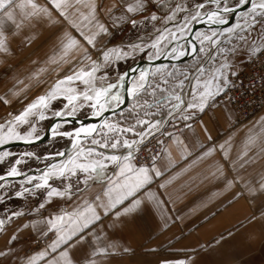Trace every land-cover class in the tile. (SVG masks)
<instances>
[{"label":"snow or ice","instance_id":"6c2138e0","mask_svg":"<svg viewBox=\"0 0 264 264\" xmlns=\"http://www.w3.org/2000/svg\"><path fill=\"white\" fill-rule=\"evenodd\" d=\"M42 28L55 37L53 54L21 78L8 63L12 43L18 39L24 51ZM117 32L122 36L114 44ZM137 57L148 63L119 68ZM0 66L12 73L0 76L6 82L0 90L2 260L125 264L136 249L124 237L155 214L153 235L165 241L146 251L158 253L165 243L170 250L156 264H196L225 237L173 248L196 211L181 215L168 207L177 202L169 189L178 176L199 170L201 184L222 186L198 206L213 217L224 205L216 200L227 193L228 205L264 196V171L257 180L247 172L264 158V116L235 156L234 137L216 143L212 132L220 119L234 126L237 106H264V0H0ZM46 137L49 145L64 141L65 150L8 147ZM173 149L188 162L181 173L172 174ZM14 199L23 206L8 207ZM173 227L178 233L167 235ZM23 240L37 248L14 247Z\"/></svg>","mask_w":264,"mask_h":264},{"label":"crops","instance_id":"0c3cea01","mask_svg":"<svg viewBox=\"0 0 264 264\" xmlns=\"http://www.w3.org/2000/svg\"><path fill=\"white\" fill-rule=\"evenodd\" d=\"M41 36L34 44L24 51L19 48V40H14L12 43L15 57L10 58L8 63L16 68L23 78L28 72L43 66L44 60L53 54L55 37L51 36V31L42 28ZM128 37L134 35L129 32ZM37 61L33 64L32 61ZM6 74L11 76V71L6 66H0V76ZM5 81L0 79V90L5 87ZM7 86H11V82H7ZM18 107V105H17ZM264 116V112L254 115L245 123L235 125V115L233 116L232 124L220 119L214 122L212 129L216 143H222L230 136L234 137L232 148L233 156L242 148L243 141L247 136L249 129L254 123ZM258 131V129H257ZM257 149H253L252 155H255ZM173 155L176 161V167L172 170V174L181 173L182 169L187 167V163L181 159L179 152L173 149ZM190 162V161H189ZM197 171L193 170L178 176L175 183L170 187L169 192L172 199L177 201L174 205L170 204L171 209L175 207L180 210L181 215L189 213L191 209H196L194 213L189 215L184 225H181L184 231V238L179 243H174L173 248L178 249L183 245H198L205 244L207 241H213L214 238L219 239L221 234L225 237L221 245L214 248H209L207 251H202L197 257L196 264H264V218L261 213L264 212V205L261 200L264 196L257 198H249L246 195L238 199H234L230 205L227 204V198L231 196L227 193L216 200V204L224 201L220 213L213 217L207 209H199L201 201L207 200L213 193L217 192L221 185L205 182L200 183V178L196 175ZM264 171V158L258 159V162L247 169L248 173L252 174V179L257 180L259 174ZM195 177V179H193ZM215 208V205H210ZM205 217H207L205 219ZM255 217L250 222V218ZM159 223L155 214L141 221V230L133 235H126L124 240L126 243L136 249L134 256L128 257L125 264H156V261L161 256H169L170 250L165 243L164 247L160 248L158 253H148L147 247L155 246L164 243L165 237H154L157 224ZM179 229L173 227L167 235L178 233ZM231 232V236H229ZM153 239L149 243V237ZM7 241V236L0 237V250L4 249ZM16 248L23 247L24 252H27V243L25 240L14 245ZM23 252L19 253L23 256ZM177 255H184L177 253ZM0 264H19V260L15 257L9 261L0 259Z\"/></svg>","mask_w":264,"mask_h":264},{"label":"rangeland","instance_id":"374dc122","mask_svg":"<svg viewBox=\"0 0 264 264\" xmlns=\"http://www.w3.org/2000/svg\"><path fill=\"white\" fill-rule=\"evenodd\" d=\"M131 37H133V35L131 36ZM119 43V42H118ZM140 59H142V58H140V57H137V59L132 63V65L134 64V63H136L138 60H140ZM129 61H131V60H128L127 62H121L120 63V65L121 64H127ZM133 61V60H132ZM186 62V61H185ZM120 65H119V67H120ZM131 65V66H132ZM47 123V122H46ZM51 122H49V124H50ZM245 123V122H244ZM238 125H240V124H238ZM60 145H63V147L61 148L60 147ZM48 149V150H53V149H58V150H64L65 149V143H64V141H60V140H58V141H56L55 142V144L54 145H49V144H45V145H42V146H38V147H33V148H14V149H11L12 151H15V152H20V151H24V150H36V151H38V150H45V149ZM35 164V165H34ZM30 165H31V168L32 169H35L38 165L35 163V162H30ZM6 165H4V166H0V171H2L3 170V168L5 167ZM33 166H36V167H33ZM28 169L27 168H25V171H27ZM12 201H16L17 203H19V204H21V207L23 206V202L22 201H20V200H16V199H14V200H12ZM12 201H9L8 203H10V202H12ZM8 207H10L9 205H8ZM11 208V207H10ZM26 241V243H27V252H29V251H31L32 249H36L37 248V245L35 244V243H32L31 241H29V240H25Z\"/></svg>","mask_w":264,"mask_h":264},{"label":"built area","instance_id":"2783aa9c","mask_svg":"<svg viewBox=\"0 0 264 264\" xmlns=\"http://www.w3.org/2000/svg\"><path fill=\"white\" fill-rule=\"evenodd\" d=\"M258 67L259 66L257 65V68ZM255 70L256 69L251 70L252 74H254ZM248 75H249V72L246 71L245 76H248ZM260 95H261L260 93H257L256 94L257 98H259ZM260 112H264V106H261L259 104L247 105L245 109L243 110H241L239 106H237V110L235 111V114H234L235 115L234 124L235 125L242 124ZM39 247H43V245H40Z\"/></svg>","mask_w":264,"mask_h":264},{"label":"water","instance_id":"95a60500","mask_svg":"<svg viewBox=\"0 0 264 264\" xmlns=\"http://www.w3.org/2000/svg\"><path fill=\"white\" fill-rule=\"evenodd\" d=\"M235 20L234 18L230 21V23H234ZM198 29H204L206 28L207 26L206 25H197L196 26ZM187 59H190V58H186L185 61H187ZM185 61H181L182 63L185 62ZM160 62H163V63H167L168 61H160ZM148 62L146 59H140L138 60L136 63H134L132 66L133 67H137V66H144L146 65ZM91 122H94L92 120H85V123H91ZM50 139V137H46L44 141L42 142H38L36 144H33V145H25L23 143H20V142H16V143H13L11 145H9L8 147L10 149H14V148H33V147H38V146H42V145H45V144H48V140ZM65 150V149H64Z\"/></svg>","mask_w":264,"mask_h":264},{"label":"trees","instance_id":"16d2710c","mask_svg":"<svg viewBox=\"0 0 264 264\" xmlns=\"http://www.w3.org/2000/svg\"><path fill=\"white\" fill-rule=\"evenodd\" d=\"M121 36H122L121 33H119V32L115 33L114 38H113V43H114V44H115V43H118L119 40H120V38H121ZM133 62H134V61L131 60V61H129L127 64H121L119 68H120L121 70H125V69H127V68L129 67V65H132ZM47 123L49 124V122H47ZM64 143H65V142H64ZM60 147L62 148L63 145H60ZM38 152H41V153L46 154L45 150H38ZM34 165H35V164H34ZM5 167H6V166H5ZM33 167H36V166H33ZM8 205H9L11 208H19V207H21V204L17 203L16 201H12V202L8 203Z\"/></svg>","mask_w":264,"mask_h":264}]
</instances>
